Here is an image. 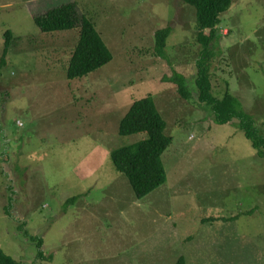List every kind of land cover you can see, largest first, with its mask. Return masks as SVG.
I'll use <instances>...</instances> for the list:
<instances>
[{
    "label": "rangeland",
    "instance_id": "rangeland-1",
    "mask_svg": "<svg viewBox=\"0 0 264 264\" xmlns=\"http://www.w3.org/2000/svg\"><path fill=\"white\" fill-rule=\"evenodd\" d=\"M68 2L113 56L76 80L66 72L80 31L42 34L32 18ZM195 24V9L180 0H0V62L5 33L13 35L0 74L6 255L34 262L26 231L51 257L40 264H264V158L235 125L214 124L197 102L203 48ZM165 28L172 32L163 60L154 33ZM217 29L212 95L237 98L264 135V0H232ZM175 72L185 76L190 102L168 82ZM146 97L173 142L162 155L166 182L138 199L111 152L147 138L118 133Z\"/></svg>",
    "mask_w": 264,
    "mask_h": 264
},
{
    "label": "trees",
    "instance_id": "trees-1",
    "mask_svg": "<svg viewBox=\"0 0 264 264\" xmlns=\"http://www.w3.org/2000/svg\"><path fill=\"white\" fill-rule=\"evenodd\" d=\"M193 7L196 11L197 42L203 51L196 62L197 74L194 79L197 88V102L204 108H209L212 122L216 125L233 124L252 144L260 158H264V135L260 134L252 116L246 114L239 100L226 92L221 99L212 95L210 82V64L215 57L214 49L220 39L218 25L220 16L229 9L232 0H180ZM34 25L42 34L68 32L79 30V40L72 52L66 77L76 80L88 76L108 65L113 56L100 38L94 26L77 8L76 3L68 2L47 9L33 17ZM172 30L165 28L154 33V52L160 59L166 60L167 41ZM12 33H5L4 53L0 62V74L7 65V55L12 42ZM168 82L177 86L180 97L187 102L192 100L185 76L175 72ZM167 123L158 112L150 97L138 100L128 110L119 124L118 133L122 137L145 134L147 138L129 145L117 148L111 152V159L116 170L128 179L138 199L148 195L162 186L166 180V170L162 160L163 153L173 142L166 134ZM76 200L69 199L67 204ZM13 198L10 197V202ZM12 203L9 204V207ZM7 215L9 209L6 208ZM21 231V229L19 228ZM23 235L29 238L35 246V258L31 264L50 261L45 257L40 237H30L26 231ZM0 264H19L6 255L0 248ZM176 264H186L180 258Z\"/></svg>",
    "mask_w": 264,
    "mask_h": 264
},
{
    "label": "crops",
    "instance_id": "crops-1",
    "mask_svg": "<svg viewBox=\"0 0 264 264\" xmlns=\"http://www.w3.org/2000/svg\"><path fill=\"white\" fill-rule=\"evenodd\" d=\"M43 12H44V11H43ZM43 12H42V13H43Z\"/></svg>",
    "mask_w": 264,
    "mask_h": 264
}]
</instances>
